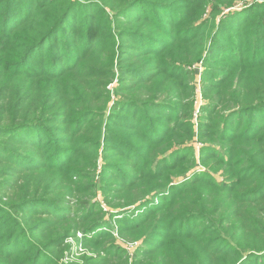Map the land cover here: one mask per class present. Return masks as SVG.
I'll use <instances>...</instances> for the list:
<instances>
[{
	"label": "trees",
	"instance_id": "16d2710c",
	"mask_svg": "<svg viewBox=\"0 0 264 264\" xmlns=\"http://www.w3.org/2000/svg\"><path fill=\"white\" fill-rule=\"evenodd\" d=\"M236 1L0 0V264H69L79 232L97 254L70 264H113L112 244L101 245L112 220L94 218L91 200H73L78 157L96 168L120 153L142 174L160 165L151 179H166L157 204L112 216L144 227L145 255L177 244L183 264H264V0L226 12ZM177 57L205 62L210 78L204 170L167 189L176 168L183 174L199 159L183 146L195 134L181 123L190 103L175 88L189 71ZM118 127L135 140L122 141ZM103 166L122 189L142 178Z\"/></svg>",
	"mask_w": 264,
	"mask_h": 264
},
{
	"label": "rangeland",
	"instance_id": "374dc122",
	"mask_svg": "<svg viewBox=\"0 0 264 264\" xmlns=\"http://www.w3.org/2000/svg\"><path fill=\"white\" fill-rule=\"evenodd\" d=\"M253 1L254 0H247L246 4L248 5L243 4L242 0L236 1V6L227 9L226 12L231 11V9L239 10L241 8H246L247 6L253 4ZM181 55L183 56V54ZM175 62L178 68L182 69L185 74L189 71V75L185 76L188 83L180 82V84L175 88L179 89L180 92L184 89L185 93L183 94V105L185 106L186 102L190 103V107H187V110L188 112L191 111V117H189L188 114L185 113L181 117V123L185 124L187 122L189 124H193V131L195 134L193 139L190 142L185 143V145L183 146H186L187 144L194 146L195 151H193V154L191 156H195L196 159H199L196 161V164L192 168V170L190 169L189 171H184L183 174H181L176 168V171L170 177L171 182L167 185V189L171 188V184L173 185L179 183L180 180H184L186 177H189L194 169L201 168L200 170H204L200 160V148L202 147V143L199 142V124L200 121L203 120L201 116H203L202 114H204V104L208 102L204 96L205 84L207 81H210V78L207 77L205 73V62L203 64V61H200L195 62L193 66H184L183 57L175 58ZM208 64L209 63L207 62V65ZM212 65L215 64L212 63ZM192 87H195L194 90L192 89ZM191 92L192 94L194 92V95H190ZM174 101L176 108H180L182 106V98L177 94ZM147 123L149 126L152 125L154 121L148 120ZM118 128L119 129H117V134L122 139V141L130 144L135 140V138L129 134L128 129H126L125 127ZM135 130L138 132L141 131L140 129ZM215 142L217 144V141ZM125 143H123V148L127 147ZM136 144L139 145V142L137 140ZM175 147H177L176 144L169 150V152L160 155L159 158H163L164 155L170 154L171 151L175 149ZM158 154L159 148L154 152H152V150H148L146 156L149 160H151L154 159V157ZM85 156L86 155H81L77 159L78 164L76 165V168L79 174L77 177V183L74 187L76 199H74L73 202L77 200H91L90 202L92 203V205L96 206L98 209V211L95 212L94 218H104L105 220L109 221L112 220V238L106 237L101 242L102 247L108 246L110 245V243L112 244L110 249L112 251L113 258L110 261H112L113 264H142V262H144V264H147L149 262H152L153 264H170L172 263L173 259L175 262H182L183 264V258L185 259L186 256L185 254V257L183 256V254H177L178 250H181L183 252V249L180 248V246H178L177 244H170V246L175 247L174 252L168 251L166 248L169 245L165 244L162 246V248L156 249L155 255L147 256L144 253V227L140 228L137 231L128 230V223L126 221L119 222L118 220L112 219L113 214L115 215V213L117 212H121L123 210H128L129 208H131L133 209V212L136 211V213L139 214L141 210H146L145 208L148 206V202H152V206H154L153 204H157L153 203V200H155L159 192L164 189L166 179H164L163 177H159L152 180L151 178L155 174L153 172H162V168L160 167V165L155 164L151 166V168L148 169L150 175L149 176L148 174H145L146 172L143 174L140 172V164L138 167L133 168L131 166H127V158L123 157L121 153L119 155L113 156L111 154H108L105 157L106 160L103 159L102 156H100L98 160L99 163L96 168L84 166L86 164V161L88 160ZM173 160L174 159L171 158V162ZM105 161L108 163H117L123 168V171H131L134 174L141 175L142 178L139 179L137 186H135L133 189H122L121 185L113 177H111L108 172L105 171V168L103 166V163ZM186 163V161H183V164ZM168 172L170 171H166V174ZM213 176L219 180H222V176L220 175V173L214 174ZM158 198L160 199V197ZM107 199L112 203V205L106 201ZM159 199H156V202ZM82 238L83 235L80 236L78 234L74 240L70 241L72 248L70 254L66 258L69 264L80 262L81 255L84 253H87V255L89 256H95V254H97L93 247L87 245L86 242L83 243L81 241ZM153 247L154 245H150L149 249H152ZM169 258H171V260ZM175 262H173L172 264H176Z\"/></svg>",
	"mask_w": 264,
	"mask_h": 264
},
{
	"label": "built area",
	"instance_id": "2783aa9c",
	"mask_svg": "<svg viewBox=\"0 0 264 264\" xmlns=\"http://www.w3.org/2000/svg\"><path fill=\"white\" fill-rule=\"evenodd\" d=\"M79 235L81 236V233H79Z\"/></svg>",
	"mask_w": 264,
	"mask_h": 264
}]
</instances>
